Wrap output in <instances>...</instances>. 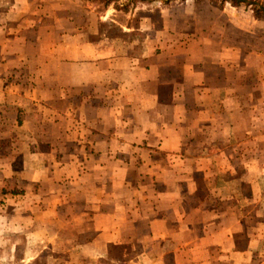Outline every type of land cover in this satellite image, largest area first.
I'll use <instances>...</instances> for the list:
<instances>
[{
    "label": "crops",
    "instance_id": "0c3cea01",
    "mask_svg": "<svg viewBox=\"0 0 264 264\" xmlns=\"http://www.w3.org/2000/svg\"><path fill=\"white\" fill-rule=\"evenodd\" d=\"M196 4L114 38L0 0V217L31 246H71L66 263L241 264L255 240L236 236L263 239L264 35ZM234 201L254 226L231 220Z\"/></svg>",
    "mask_w": 264,
    "mask_h": 264
},
{
    "label": "rangeland",
    "instance_id": "374dc122",
    "mask_svg": "<svg viewBox=\"0 0 264 264\" xmlns=\"http://www.w3.org/2000/svg\"><path fill=\"white\" fill-rule=\"evenodd\" d=\"M31 3L32 8L38 11L39 24L45 23V14L54 16L53 20L59 21V25L69 26L71 30H77L79 27L85 28L87 31L95 30L96 27L102 29L106 36L116 37L119 35V27H131L134 29L144 28L149 24V29L158 26L161 21V10L167 9L175 14L177 11H184L185 5L196 4V9L202 12L207 10H222L228 8L230 14L237 13L236 10L245 12L249 19L247 32H262L264 35V18L257 19L254 16L253 6L242 3L239 6L231 3H223L221 0H195L190 3L189 0H27ZM250 2H258L264 4V0H247ZM189 2V3H188ZM229 5V7H227ZM207 17V16H206ZM105 18V20L103 19ZM143 19V20H142ZM47 22H50L48 17ZM203 24L207 27L208 19H202ZM262 23L261 27L258 25ZM136 38V37H135ZM134 38V39H135ZM258 43V40H255ZM257 46V44H256ZM262 46V45H261ZM264 49V46H262ZM261 88V87H260ZM260 94H264V84L259 90ZM251 123H257L256 120L250 119ZM264 163V162H263ZM226 194V192H224ZM264 195V194H263ZM232 202V201H231ZM231 220H243L249 226H254L257 222V216L253 213L245 215L239 208L236 201L230 204ZM261 209H263L261 207ZM238 212V213H236ZM6 216L0 217V264H79L76 262H64L63 258L71 254V246H31L34 242L29 237V232H18L15 228V220L11 215L8 219ZM242 233L236 236V249L247 250V242L255 240L250 250L245 251L246 256L238 259L241 264H264V231L261 232L262 240L257 236H247ZM260 242V243H259ZM62 243V242H58ZM70 251V252H69ZM235 251V250H233ZM206 252H198L204 255ZM74 255L77 252L74 251ZM238 261V262H239ZM168 264H177L174 256L168 257ZM239 262V263H240ZM179 264H188L180 263ZM218 264H231L222 263ZM235 264V263H233Z\"/></svg>",
    "mask_w": 264,
    "mask_h": 264
},
{
    "label": "trees",
    "instance_id": "16d2710c",
    "mask_svg": "<svg viewBox=\"0 0 264 264\" xmlns=\"http://www.w3.org/2000/svg\"><path fill=\"white\" fill-rule=\"evenodd\" d=\"M223 3H231L232 5L239 6L242 3H246L248 5L253 6L254 16L259 18H264V4L258 2H250L247 0H221Z\"/></svg>",
    "mask_w": 264,
    "mask_h": 264
}]
</instances>
